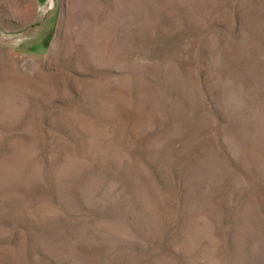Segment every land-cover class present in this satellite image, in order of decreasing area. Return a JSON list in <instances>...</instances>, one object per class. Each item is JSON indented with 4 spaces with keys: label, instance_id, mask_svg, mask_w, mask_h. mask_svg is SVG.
Listing matches in <instances>:
<instances>
[{
    "label": "rangeland",
    "instance_id": "1",
    "mask_svg": "<svg viewBox=\"0 0 264 264\" xmlns=\"http://www.w3.org/2000/svg\"><path fill=\"white\" fill-rule=\"evenodd\" d=\"M0 264H264V0H0Z\"/></svg>",
    "mask_w": 264,
    "mask_h": 264
}]
</instances>
